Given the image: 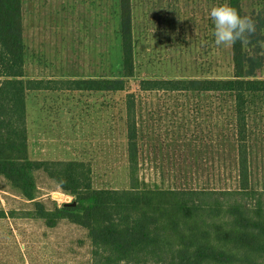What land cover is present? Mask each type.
<instances>
[{"label":"rangeland","instance_id":"1","mask_svg":"<svg viewBox=\"0 0 264 264\" xmlns=\"http://www.w3.org/2000/svg\"><path fill=\"white\" fill-rule=\"evenodd\" d=\"M135 75L123 92L75 90L72 82L119 79L122 65L119 0H22L25 80L42 81L28 97L29 157L78 161L95 189L131 188L125 97L141 80L231 78V47L215 45L213 6L222 0H131ZM243 16L256 21L245 45L262 67L264 0H242ZM28 78V79H27ZM251 112L255 185L264 188V101ZM137 186L161 190L235 188V151L228 140L230 104L215 95L143 94L136 107ZM37 201L46 209L69 197L43 172L35 173ZM223 203H249L243 196ZM72 203V201L70 202ZM31 203L0 177V264H93L87 232L62 221L47 228ZM135 264V263H131ZM140 264H150L146 261Z\"/></svg>","mask_w":264,"mask_h":264},{"label":"trees","instance_id":"2","mask_svg":"<svg viewBox=\"0 0 264 264\" xmlns=\"http://www.w3.org/2000/svg\"><path fill=\"white\" fill-rule=\"evenodd\" d=\"M243 17L242 0H222ZM122 65L119 79L72 82L75 90L123 92L135 75L131 0H119ZM231 78L141 80L139 94L125 97L131 188L95 189L89 167L78 161H34L29 157L26 95L43 89L25 80L22 0H0V177L33 206L34 218L53 229L62 221L87 232L97 257L93 264H264V188L255 185L251 112L264 101L262 67L245 45L231 46ZM215 95L230 104L228 140L235 151V188L161 190L137 186L136 107L143 94ZM43 172L72 203L48 210L37 201L36 172ZM243 196L249 203H223ZM71 204V203H70Z\"/></svg>","mask_w":264,"mask_h":264},{"label":"clouds","instance_id":"3","mask_svg":"<svg viewBox=\"0 0 264 264\" xmlns=\"http://www.w3.org/2000/svg\"><path fill=\"white\" fill-rule=\"evenodd\" d=\"M210 18L214 23V42L217 47H231L237 41L247 45L257 30L256 21L251 16H240L238 10L228 3L213 6Z\"/></svg>","mask_w":264,"mask_h":264},{"label":"crops","instance_id":"4","mask_svg":"<svg viewBox=\"0 0 264 264\" xmlns=\"http://www.w3.org/2000/svg\"><path fill=\"white\" fill-rule=\"evenodd\" d=\"M35 92H39V91H29V92H27V95H26V124H27L28 128H30L29 127L30 126L29 122H30V108H31V105H30V103L28 101V97L31 96ZM28 151H29V147H28Z\"/></svg>","mask_w":264,"mask_h":264},{"label":"built area","instance_id":"5","mask_svg":"<svg viewBox=\"0 0 264 264\" xmlns=\"http://www.w3.org/2000/svg\"><path fill=\"white\" fill-rule=\"evenodd\" d=\"M72 200L68 197L65 201H64V204H70Z\"/></svg>","mask_w":264,"mask_h":264},{"label":"water","instance_id":"6","mask_svg":"<svg viewBox=\"0 0 264 264\" xmlns=\"http://www.w3.org/2000/svg\"><path fill=\"white\" fill-rule=\"evenodd\" d=\"M68 206H72V207H73V206H75V203H71V204H69Z\"/></svg>","mask_w":264,"mask_h":264}]
</instances>
